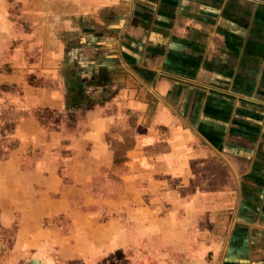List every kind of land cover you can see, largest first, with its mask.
<instances>
[{"label": "crops", "instance_id": "0c3cea01", "mask_svg": "<svg viewBox=\"0 0 264 264\" xmlns=\"http://www.w3.org/2000/svg\"><path fill=\"white\" fill-rule=\"evenodd\" d=\"M24 2L0 264H264V0Z\"/></svg>", "mask_w": 264, "mask_h": 264}, {"label": "rangeland", "instance_id": "374dc122", "mask_svg": "<svg viewBox=\"0 0 264 264\" xmlns=\"http://www.w3.org/2000/svg\"><path fill=\"white\" fill-rule=\"evenodd\" d=\"M24 1L26 0H0V32H2L5 27H12L17 30V33H20L22 29H25L26 32L29 25L21 21L20 17L23 12L22 7L24 3V7L30 12L37 11L42 7V4L34 2L29 6L27 4H30L31 2L27 3Z\"/></svg>", "mask_w": 264, "mask_h": 264}]
</instances>
